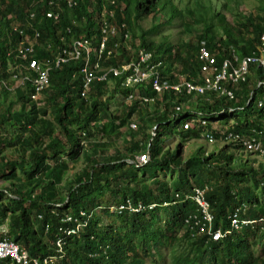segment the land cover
I'll return each instance as SVG.
<instances>
[{"label":"trees","instance_id":"trees-1","mask_svg":"<svg viewBox=\"0 0 264 264\" xmlns=\"http://www.w3.org/2000/svg\"><path fill=\"white\" fill-rule=\"evenodd\" d=\"M51 1L55 5L51 6ZM221 1H224L222 7L229 11L231 5L236 9L244 0ZM57 2L0 0L2 80L12 78L7 68L15 60L19 42L24 40L14 26L38 30L35 54L38 60L52 59L63 43L70 47L72 39L82 35L94 46L100 45L104 0H77L73 10L60 1V19L55 21L47 18V13ZM191 2L181 6L184 3L181 0H117L115 22H125L132 30L131 43L136 52H115L108 57L107 51L122 39L114 38L100 60L101 68L108 70L134 61L138 50L143 48L152 52L154 63L163 62L155 70L162 80L179 83L185 77L198 82L201 62L197 54L202 42L214 52L219 67L229 56L231 46L237 48L240 55L256 50L264 32V15L252 11L238 13L236 16L243 19L230 24L227 15L216 10L212 0ZM260 10L264 13V0L260 2ZM30 13L35 18L28 19ZM158 16L163 17L164 23ZM150 17L155 20L151 30H144L142 26L138 30L139 23ZM177 19L182 20L183 31L189 37L181 45H174L170 58L167 37L157 43L150 37L160 27ZM194 26L199 28L197 33ZM70 28L72 33H68ZM32 60L30 56L24 64ZM82 67L81 61L53 69L49 84L41 93L43 105L30 100V82L14 95L1 86L0 182L5 186H0V239L6 235L30 256H54L58 229L67 227L61 222L62 217L66 214L80 216L84 211L88 216L87 225L78 235L66 239V256L60 264H160L164 247L172 249L170 264H264V231L258 226H244L218 241L208 234L193 236L184 220L196 207L175 198L177 193L191 192L194 187H203L213 179L207 198L214 214V230L230 229V217L241 205L248 206L240 213L241 219L264 216V168L257 161L250 158L236 163L232 153L223 150L209 153L204 147L192 152L189 158H183L181 150L205 130L213 132L214 122L231 123L223 128L240 131L248 129L250 118L254 117L256 125L261 126L263 110L255 106V98L262 93L256 87L260 71L252 68L248 81L233 87L239 99L236 104L221 99L209 103L204 101L205 96H180L173 91L158 97L151 77L145 83L147 87L124 86L128 71L119 76L110 73L105 81L95 80L85 98L81 96ZM110 84H113L112 91H109ZM137 88L140 95L156 100L151 104H142L139 98L128 100ZM252 91L254 95L248 104ZM109 93L112 94L105 98ZM116 94L124 100L118 105L119 109L111 111L110 102ZM186 102L188 110L184 111L181 105ZM17 105L19 108L14 110ZM236 105H243L245 111L223 112L225 107ZM195 109L199 112L191 114ZM199 114L208 124L196 123L185 129V124ZM172 122V133L179 141L173 150H165L159 131L163 129L164 135H169ZM147 152L150 160L146 164L139 166L129 162H136L137 156ZM82 162L83 166L76 171L75 167ZM107 195L114 202L104 206ZM127 199L133 204L155 203L158 207L141 213L109 212V206ZM165 202L176 203L162 207ZM97 207L100 213L95 211ZM105 216L109 219L107 224H103ZM5 224L7 234L1 232ZM258 248L259 253H256ZM3 262L0 260V264Z\"/></svg>","mask_w":264,"mask_h":264},{"label":"built area","instance_id":"built-area-1","mask_svg":"<svg viewBox=\"0 0 264 264\" xmlns=\"http://www.w3.org/2000/svg\"><path fill=\"white\" fill-rule=\"evenodd\" d=\"M64 2L69 8L77 6L76 0H58ZM59 2L53 10L47 13V18L59 21L60 13L58 12ZM50 5H55L50 2ZM57 7V8H56ZM107 12L103 13V20L101 24L102 40L100 45L94 46L92 41L87 36H80L72 39L70 47L64 42V37L61 38V42L64 46L59 47L58 52L52 57V59L38 60L35 58L36 44L38 42L39 33L35 28H27L21 26H14L15 31H19L22 35V41L19 42L15 53V60L9 63L7 72L15 81V84H11L9 81L1 79L3 72V66L0 63V88L2 85L5 87L23 86L27 82L32 84V93L30 97L32 100H39V96L42 91L48 86L50 80V73L55 68H60L64 64L73 62H83L82 74L83 88L81 96L87 98L91 91V85L95 80L105 81L110 73L115 76H119L124 72H130L123 83L124 86H139L147 87L145 85L151 77V84L155 90L157 96H162L165 92L173 91L177 95L195 94L198 96H205L203 99L205 102L212 103L214 100H224L225 102L239 103L234 86L245 84L248 78L252 75V68L258 69L260 78L256 81V87L262 90L259 97L255 98V106L258 109H262L263 119L260 120V125H256L254 117L250 118V127L246 130H232L227 128L216 127L220 124L214 122V131H204L202 136L205 138L208 144H215L220 142L222 144H237L245 152L256 155L257 157L264 158V32L261 34L259 43L256 50L247 55H240L237 48L230 47L229 56L222 60L221 66L216 65V55L212 52L206 42L201 43L197 59L201 62L200 80L194 82L187 80L185 77L179 83H170L162 80L160 74L155 71L157 66L163 64L162 61L157 63L153 62V54L146 49H139L136 55V60H131L129 63L123 64L121 67H110L108 70H103L100 65V60L105 52L108 40L111 36H115L118 32L116 26L111 25L108 21ZM33 19L34 15L28 16V19ZM27 24L31 25L28 21ZM68 33H72V29L68 30ZM129 34H124V41L127 42ZM116 47H120L117 44ZM128 54L135 53L133 46L127 44L125 46ZM12 53L9 52L8 56ZM111 55V52L108 53ZM32 56L33 60L28 64H24L28 61V58ZM92 59L95 61L93 62ZM18 60V61H17ZM22 60V61H19ZM100 72V74H98ZM254 92L250 94L249 102L252 100ZM213 96V98L211 97ZM134 98L141 99L142 104H151L156 100L155 97L140 95L139 88L135 93L129 96L128 100ZM195 101V99H193ZM196 102V101H195ZM181 109L188 110V102L181 105ZM229 113L244 112L243 105L227 106L223 109V112ZM197 112H192L194 114ZM196 123L207 125L208 121L201 118L200 114L197 117L191 119L184 126L185 129L193 127ZM156 129V128H154ZM136 164L142 166L150 160V153H144L136 157ZM209 186L206 184L203 187H194L191 192L177 193L175 198L177 201H189L192 203L196 210L194 213H190L184 220V225L191 232V235L201 236L208 234L214 241H218L230 235L233 231L242 230L244 226H258L261 231H264V216L257 219L240 218V213H244L248 208L247 205H241L235 208L230 219V229L223 231L214 227V214L212 213L211 204L207 198L209 192ZM176 202L163 203L162 207H167ZM102 207V206H100ZM100 207H97L95 211L100 213ZM158 204L145 205L143 203L133 204L130 199L118 205L109 206V212L112 214H131L152 211L157 208ZM104 208V207H102ZM80 216L74 214H66L62 217L61 222L66 223L67 227L60 226L54 245L56 247V254L54 256H48L44 258L30 256L29 253L22 249L17 243L7 239L6 235L0 239V260L4 261L2 264H60L59 262L65 258L64 246L66 245V239L70 236L78 235L81 230L87 225V214L81 211ZM1 232L6 234L7 230L1 229Z\"/></svg>","mask_w":264,"mask_h":264},{"label":"rangeland","instance_id":"rangeland-1","mask_svg":"<svg viewBox=\"0 0 264 264\" xmlns=\"http://www.w3.org/2000/svg\"><path fill=\"white\" fill-rule=\"evenodd\" d=\"M183 1V5L187 3H192L191 0H181ZM214 2V7L216 10H220L222 12H224L227 15V20L230 24H234L237 23L239 20L243 19L240 16H236L238 13H246L248 14L249 12H253L254 14H262L264 15V13L260 10V2L261 0H244L243 3H241L240 6L236 7V9L234 8L235 5H231V8L229 9V11H226L222 5L224 4V1L221 0H212ZM2 9V7H1ZM98 17V16H97ZM170 18L172 19V16H170ZM159 21L164 23V19L162 16H158ZM153 19H149L147 21H144L142 23H139V27L138 30H140V27L142 26V28L145 30H151L153 24L155 23V20L152 21ZM184 25H182V20H175L173 23L168 24V26L165 27H160L159 30L157 31L156 34H152L150 37V40L157 42H161L162 38L164 36L167 37V47L169 48V56L170 58L173 55V47L174 45H181L182 41H188V33H186L184 30ZM195 28V32L197 33V31H199V28H197L196 26H194ZM136 32V34H139V32ZM130 43L132 42V38L129 41ZM163 48V47H162ZM109 91H112L113 88V84L109 85ZM112 93H109L105 98H108L109 95H111ZM104 98V99H105ZM114 99V100H113ZM112 99V101L110 102V109L111 111L113 110H117L119 109V104H121L123 102V98H121V96L119 94H116V98L114 97ZM118 101V102H117ZM38 105H43V100L42 97L40 99V101L38 102ZM19 108V106H15L14 110H17ZM147 111V109H145ZM229 125H231V123H229ZM229 125H224V124H218L215 125L216 127H226ZM173 127L174 124L172 122V124L169 127V135L165 136L164 135V130L160 129L159 131V140L161 143V146L164 147L165 150L169 149V150H173L176 147V144L179 141V137L173 135L172 131H173ZM150 132V130H149ZM204 147L205 152H212V151H220L223 150L227 153H232L235 156L236 163H239L238 160L243 159H252L257 161V163H259L263 168H264V158L263 157H257L254 154L251 153H247L245 152L242 148H240L237 144H233V145H225L222 144L220 142H217L215 144H208L207 141L205 140V138L201 135L199 138L197 139H193L191 141H189L188 143L184 144L182 147V153H183V158H189L192 154V152H194L195 150H198L200 148ZM120 148L122 149V146H120ZM113 151V150H112ZM208 154V153H207ZM251 154V155H250ZM238 161V162H237ZM257 163H255V167H257ZM83 162L78 164V166H76V171L79 170L80 167L83 166ZM214 180L210 179L208 182V186H209V190L211 191V185L213 184ZM4 184H2L0 182V186ZM113 203L114 201H112L111 197L109 195L105 196V203L103 202L104 206L107 203ZM164 210H162L161 213H163ZM104 222L103 224H107L109 223V219H107V217L105 216V219L103 218ZM1 229L7 230L8 231V226L5 224ZM178 250H182L181 247H178ZM171 251L172 249L164 247L162 248V260L160 261V264H170V260L172 258L171 255ZM256 253H259V248L256 250ZM148 264H152L150 262H148Z\"/></svg>","mask_w":264,"mask_h":264},{"label":"clouds","instance_id":"clouds-1","mask_svg":"<svg viewBox=\"0 0 264 264\" xmlns=\"http://www.w3.org/2000/svg\"><path fill=\"white\" fill-rule=\"evenodd\" d=\"M104 2H105V7H104V9H103V11H102V16H103V13L106 11L107 12V16H109L108 17V21H109V23L111 24V25H114V26H116L117 27V29H118V32H117V34L115 35V36H111L110 38H109V40H108V44L114 39V38H119V37H122V39L120 40V41H118V42H116V43H114L113 45H112V48L111 49H109L108 51H107V56L108 57H111L112 56V54L113 53H119V54H121L123 51H127L126 49H125V46L127 45V44H130V45H132V43H130L129 41H130V39L133 37V34H132V30L127 26V24L125 23V22H122V23H118V22H115V20H116V6H117V0H104ZM75 8V7H74ZM73 10V9H72ZM33 13H30V15L29 16H31ZM34 15V14H33ZM102 16H100V26H99V31H100V33H101V24H102V20H103V18H102ZM11 16H9V18H10ZM28 18V17H27ZM34 18H35V16H34ZM150 20L151 19H153V17H150L149 18ZM149 19H146V20H144V21H147V20H149ZM143 21V22H144ZM152 21H154V19L152 20ZM142 23V22H141ZM160 23V22H159ZM22 28L24 27V26H21ZM138 28V27H137ZM136 28V29H137ZM125 33H128L129 34V38H128V40H127V42H125L124 41V34ZM84 36H86V35H84ZM101 36H102V33H101ZM108 44H107V46H108ZM117 44H120V47H116V45ZM107 46H106V49H105V52L103 53V55L106 53V50H107ZM133 46V45H132ZM133 49L135 50V48H134V46H133ZM109 52H111V55H108V53ZM102 55V56H103ZM1 63V62H0ZM57 69H59V68H57ZM51 74V73H50ZM7 81H9L11 84H15V81L13 80V79H10V80H7ZM31 83V82H30ZM32 85V84H31ZM24 86V85H23ZM23 86H21V87H23ZM20 88V86H18V87H15V85L14 86H11V87H7V89L10 91V93H12L13 95L16 93V91H17V89H19ZM1 89V88H0ZM32 92H30V94H31ZM41 96L42 95H40L39 96V100H37V101H34V100H32L31 99V97H30V100H32V102H35V103H37L38 104V102L40 101V99H41ZM194 101V100H193ZM196 101V100H195ZM194 112H199V110L198 109H195V111ZM135 164H136V162H135ZM7 233H8V231H7ZM6 233V234H7ZM12 241V240H11Z\"/></svg>","mask_w":264,"mask_h":264},{"label":"water","instance_id":"water-1","mask_svg":"<svg viewBox=\"0 0 264 264\" xmlns=\"http://www.w3.org/2000/svg\"><path fill=\"white\" fill-rule=\"evenodd\" d=\"M131 164H135V162L134 161H129Z\"/></svg>","mask_w":264,"mask_h":264},{"label":"bare ground","instance_id":"bare-ground-1","mask_svg":"<svg viewBox=\"0 0 264 264\" xmlns=\"http://www.w3.org/2000/svg\"><path fill=\"white\" fill-rule=\"evenodd\" d=\"M77 1V0H76ZM69 64V63H68Z\"/></svg>","mask_w":264,"mask_h":264}]
</instances>
